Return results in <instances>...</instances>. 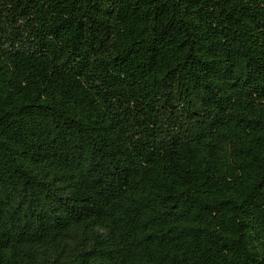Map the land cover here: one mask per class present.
Here are the masks:
<instances>
[{
    "label": "trees",
    "instance_id": "1",
    "mask_svg": "<svg viewBox=\"0 0 264 264\" xmlns=\"http://www.w3.org/2000/svg\"><path fill=\"white\" fill-rule=\"evenodd\" d=\"M0 264H264V0H0Z\"/></svg>",
    "mask_w": 264,
    "mask_h": 264
}]
</instances>
